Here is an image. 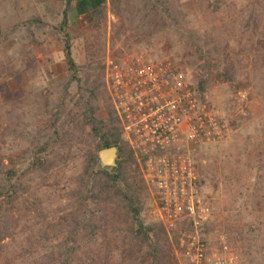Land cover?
<instances>
[{"label": "rangeland", "instance_id": "374dc122", "mask_svg": "<svg viewBox=\"0 0 264 264\" xmlns=\"http://www.w3.org/2000/svg\"><path fill=\"white\" fill-rule=\"evenodd\" d=\"M64 6V0H0V157H13L0 169L21 166L26 151L53 142L52 120L72 111L81 118L79 102L91 100L99 119L107 114V56L171 57L193 85L197 71L208 80L200 99L230 127L223 141L191 152L213 212L204 237L213 247L229 243L239 264H264V0H107L102 27L82 19L60 30ZM67 43L79 82L69 81ZM73 127L76 135L54 146L49 171L28 173L13 203L0 199V228L10 235L0 244V264H50L42 252H53L60 264L67 247L82 243L70 224L58 221L73 210L71 190L99 139L89 126ZM142 178L140 164L135 182L142 217L156 224ZM187 230L181 226L170 239L174 254ZM118 243L99 236L90 264H109L105 255Z\"/></svg>", "mask_w": 264, "mask_h": 264}, {"label": "built area", "instance_id": "2783aa9c", "mask_svg": "<svg viewBox=\"0 0 264 264\" xmlns=\"http://www.w3.org/2000/svg\"><path fill=\"white\" fill-rule=\"evenodd\" d=\"M104 81L122 138L140 160L151 216L171 240L181 226L188 227L175 250L178 263L239 264L229 243L213 247L204 237L213 212L191 154L197 146L223 141L228 123L202 103L187 72L171 57L107 56Z\"/></svg>", "mask_w": 264, "mask_h": 264}, {"label": "trees", "instance_id": "16d2710c", "mask_svg": "<svg viewBox=\"0 0 264 264\" xmlns=\"http://www.w3.org/2000/svg\"><path fill=\"white\" fill-rule=\"evenodd\" d=\"M74 2H77V14H85L83 19L89 22L92 28L105 25L107 0H64L63 22L59 27L60 30H64L69 24V12ZM116 14L123 19L120 11ZM34 21L38 22L32 20L30 23ZM65 41L68 42V39ZM65 54L67 69L70 73L69 81H81L77 75L78 66L72 57L69 43L66 44ZM102 72L104 74V67H102ZM199 76V71H197L193 77L194 88L202 94L207 89L208 80L199 78ZM225 79L232 81L233 77L228 74ZM108 99L107 114L101 119L95 116L92 101L86 100L82 105H80L81 102L76 105L82 115L81 118L72 111L68 112L64 118L58 116L56 121L52 120L55 122L52 127H56L53 142H47L36 151H26L29 155V158H26L28 162L22 161L21 166L0 169V199L5 197L10 203L16 201L20 192V181L33 171H49L54 164V146L76 135L74 131L76 128L73 126H89L91 134L99 139V144L95 150L91 149L86 153L84 170L81 175L77 176L75 186L71 190L73 210L58 221L59 224H70L72 235L76 240L79 238L82 243L77 247H67L65 253L62 254L60 264H90L93 242L99 239V236L103 241L110 238L119 242L105 255L109 264H179L164 227L160 223L147 225L143 220L142 207L136 190L137 182H135L136 172L140 170V160L122 138L119 117L109 95ZM113 146L119 147L120 150L117 168H101L99 150ZM1 155V166L5 165L6 160L8 165L13 162L12 156ZM141 181L144 182L143 178ZM122 225L125 228L124 231L126 230V235L120 240L117 234L123 231ZM8 237H10L9 232L0 228V244ZM50 256L54 257L55 254L42 252V257L48 259L50 264H59Z\"/></svg>", "mask_w": 264, "mask_h": 264}, {"label": "water", "instance_id": "95a60500", "mask_svg": "<svg viewBox=\"0 0 264 264\" xmlns=\"http://www.w3.org/2000/svg\"><path fill=\"white\" fill-rule=\"evenodd\" d=\"M119 147L113 146L99 150V166L101 168H117L120 159Z\"/></svg>", "mask_w": 264, "mask_h": 264}, {"label": "crops", "instance_id": "0c3cea01", "mask_svg": "<svg viewBox=\"0 0 264 264\" xmlns=\"http://www.w3.org/2000/svg\"><path fill=\"white\" fill-rule=\"evenodd\" d=\"M76 4H77V2H74L71 5V9H70V12H69V22H77V21L81 22V20L85 16V14H83V15H78L77 14ZM49 70H50V68H49Z\"/></svg>", "mask_w": 264, "mask_h": 264}]
</instances>
